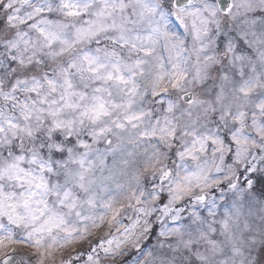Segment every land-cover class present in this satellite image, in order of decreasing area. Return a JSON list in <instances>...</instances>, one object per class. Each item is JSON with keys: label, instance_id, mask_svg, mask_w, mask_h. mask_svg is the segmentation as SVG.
<instances>
[{"label": "clouds", "instance_id": "9594fccd", "mask_svg": "<svg viewBox=\"0 0 264 264\" xmlns=\"http://www.w3.org/2000/svg\"><path fill=\"white\" fill-rule=\"evenodd\" d=\"M0 264H264V0H0Z\"/></svg>", "mask_w": 264, "mask_h": 264}]
</instances>
